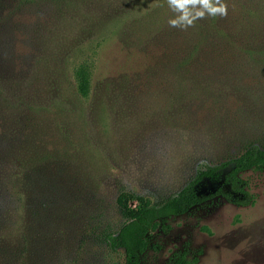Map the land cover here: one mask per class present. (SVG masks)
I'll return each mask as SVG.
<instances>
[{
	"label": "rangeland",
	"instance_id": "1",
	"mask_svg": "<svg viewBox=\"0 0 264 264\" xmlns=\"http://www.w3.org/2000/svg\"><path fill=\"white\" fill-rule=\"evenodd\" d=\"M2 1L16 18L10 29L19 59L35 53L37 37L28 30L34 18L55 29L44 49L58 50L27 98L64 109L56 120L68 122L55 131L50 108L21 122L39 136L31 147L40 158L29 170L31 203L44 210L34 224L48 222L31 264H122V250L105 243L124 221L119 192L158 203L199 163L250 144L264 148V0H222L227 15L206 14L187 29L169 24L175 14L167 0H37L19 7L20 0ZM186 47L202 56L189 61L187 72L201 65L202 75L177 87L172 65ZM82 61L91 71L83 98L72 77ZM117 80L120 89H102ZM243 177L251 204L215 198L157 221L141 264H169L180 252L189 264H264V176Z\"/></svg>",
	"mask_w": 264,
	"mask_h": 264
},
{
	"label": "trees",
	"instance_id": "2",
	"mask_svg": "<svg viewBox=\"0 0 264 264\" xmlns=\"http://www.w3.org/2000/svg\"><path fill=\"white\" fill-rule=\"evenodd\" d=\"M29 1L37 0H20L16 7ZM33 13L35 16L41 14L38 6H35ZM14 18L15 16L5 12V3L0 0V264H31L34 251L41 253L39 237L45 233L44 225L48 222L40 218L34 224L39 216L38 212L44 210V207L39 206L37 209L31 203L34 181L29 170L34 161L40 159L32 154L31 147L36 146L39 136L22 128L21 122L28 121V116L40 117L42 109L46 111L48 108L54 110L55 120L52 123L55 131L63 129V125L67 126L68 122L56 120L64 113V109L30 102L27 98L35 90L34 82L43 74V69L52 57L51 52L58 50L47 49L50 52L47 53L46 48L44 49L47 42L53 44L50 39L55 40V36L50 33L55 32V29H48L46 21L34 18L35 27L28 30L37 37L35 53L19 59L15 53L14 32L10 29L14 28ZM56 21L54 17L53 25ZM198 49L186 47L176 54L172 69L177 78V87L183 85L188 77L202 75L201 65L194 72H187L191 59L202 60ZM72 77L75 95L86 97L91 91V71L88 63L82 61L76 64ZM122 85L117 80L111 87L104 84L102 89L106 92L113 91L120 89ZM185 87L186 85L179 90ZM8 91L11 92L8 94ZM247 172H259L264 176L263 147L250 144L237 154L215 163H199L192 176L174 194L158 203H150L139 194L119 192L115 202L124 221L114 233L106 234L105 243L109 249L122 250V264H141V257L148 248V231L157 221L181 215L190 208L215 198L234 205L251 204L254 197L249 192L246 178L243 177ZM130 197L135 200L132 207L127 204ZM43 214L45 217V212ZM37 243L39 246L35 250ZM169 264L189 262L184 252H180Z\"/></svg>",
	"mask_w": 264,
	"mask_h": 264
},
{
	"label": "clouds",
	"instance_id": "3",
	"mask_svg": "<svg viewBox=\"0 0 264 264\" xmlns=\"http://www.w3.org/2000/svg\"><path fill=\"white\" fill-rule=\"evenodd\" d=\"M167 4L175 14L169 24L182 29L192 26L195 20L204 18L206 14L227 15V7L222 0H167Z\"/></svg>",
	"mask_w": 264,
	"mask_h": 264
}]
</instances>
